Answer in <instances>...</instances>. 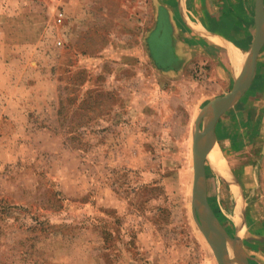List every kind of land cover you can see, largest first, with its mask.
<instances>
[{
  "label": "rangeland",
  "instance_id": "obj_1",
  "mask_svg": "<svg viewBox=\"0 0 264 264\" xmlns=\"http://www.w3.org/2000/svg\"><path fill=\"white\" fill-rule=\"evenodd\" d=\"M45 3L0 0V109L32 104L46 78L59 93L46 129L19 127L0 112V264H219L193 206L194 117L210 97L212 65H203L208 76L200 60L175 81L165 76L163 98L154 90L148 103L156 82L140 79V67L127 68L122 82L101 76L95 88L90 58L109 31L130 9L152 25L161 2L86 0L60 47L41 21ZM151 45L160 67L178 66L169 38ZM144 71L156 74L151 65ZM226 159L222 152L221 176L206 158L208 201L238 251L264 264V186L244 192Z\"/></svg>",
  "mask_w": 264,
  "mask_h": 264
},
{
  "label": "crops",
  "instance_id": "obj_2",
  "mask_svg": "<svg viewBox=\"0 0 264 264\" xmlns=\"http://www.w3.org/2000/svg\"><path fill=\"white\" fill-rule=\"evenodd\" d=\"M159 1L161 5L154 11L152 25H149L147 19H143L142 12L139 16L136 10L130 9V14L118 21L116 29L109 31L110 37L90 58L93 73L88 81H92L93 87L101 76L108 78L110 83L112 80L126 81L131 77L127 75V68L140 67L137 71L140 79L147 80V83L156 82V87L145 93L144 99L148 103L150 98L155 99V93L158 98H163L160 79L168 76L175 81L183 69L200 60V73L205 72L203 65L207 63L213 67L209 76L206 72L201 75L208 76L207 85L212 90L206 89L203 92L210 97L200 107V113L211 100L228 94L234 88L255 39L257 0H203L202 8L197 6L202 0H192L190 6V0ZM45 2V17H48L41 21L46 30L53 31L54 45L63 46L66 41L62 36L82 18L86 0ZM20 11L21 6L18 12L14 9L12 15L18 16ZM41 13L40 11L39 14ZM158 35L169 38L172 50L180 60L178 66L163 68L156 63L151 41ZM83 58L85 59L84 56ZM106 63H109V70L104 68ZM149 65L156 73L153 75L155 78L150 73L147 74V71L143 72V68ZM45 81V84L40 83L35 93L33 91L35 96L32 95V104L3 105L0 109L1 116L23 128L46 129L49 127L46 123L53 124L55 106L50 103L57 99L59 93L53 89V78H46ZM42 85L47 88L46 92L41 90ZM215 87L223 90L216 92L213 90ZM162 92H165V88ZM120 104L116 102L111 107L122 110ZM95 110L101 109L95 108L93 112H100ZM197 117L198 115L194 117V123ZM215 135L221 159L222 152H225L233 165L235 176L243 181L241 189L244 192H258L264 186V46L258 56L250 86L219 117ZM8 143L13 145L16 141L9 138ZM261 235L264 236V231Z\"/></svg>",
  "mask_w": 264,
  "mask_h": 264
},
{
  "label": "water",
  "instance_id": "obj_3",
  "mask_svg": "<svg viewBox=\"0 0 264 264\" xmlns=\"http://www.w3.org/2000/svg\"><path fill=\"white\" fill-rule=\"evenodd\" d=\"M256 27L255 39L234 88L228 94L211 100L200 111L194 124L193 157L195 174L193 206L199 215L198 224L212 246L219 264L251 263L238 251L237 239L227 234L208 201L205 146L208 143L214 144L216 142L215 126L219 117L245 93L254 78L257 59L264 46V0H257ZM203 121V130H201L200 127ZM221 237L228 241V246H231L220 245Z\"/></svg>",
  "mask_w": 264,
  "mask_h": 264
},
{
  "label": "bare ground",
  "instance_id": "obj_4",
  "mask_svg": "<svg viewBox=\"0 0 264 264\" xmlns=\"http://www.w3.org/2000/svg\"><path fill=\"white\" fill-rule=\"evenodd\" d=\"M205 151H206V156H209V160L211 161L213 167L218 171V173L221 176H223V173L227 175L226 172H224L223 170V164H222L223 160L221 159V156L219 154V146L215 143L214 144L208 143L205 146ZM219 242H220V245L222 246H228V241L223 237L220 238Z\"/></svg>",
  "mask_w": 264,
  "mask_h": 264
}]
</instances>
